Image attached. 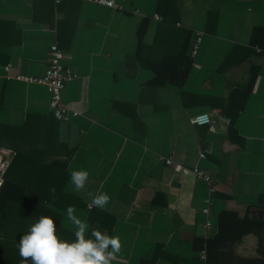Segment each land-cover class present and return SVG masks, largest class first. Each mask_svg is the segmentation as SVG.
Instances as JSON below:
<instances>
[{"label":"crops","instance_id":"obj_1","mask_svg":"<svg viewBox=\"0 0 264 264\" xmlns=\"http://www.w3.org/2000/svg\"><path fill=\"white\" fill-rule=\"evenodd\" d=\"M113 1L117 9L84 0H0V33L10 39L0 45V67H11L0 77V122L22 127L16 137L43 150L45 162L89 172L84 190L70 179L65 190L86 204L76 215L90 228L91 209L108 214L96 218L101 232L121 240L113 264H201L222 211L264 220V0H174L178 19L169 23L158 0ZM256 29L263 30L254 36ZM54 43L73 77L62 93L78 113L69 121L53 116L47 86L16 80L42 77ZM167 55L182 57V66L192 60L183 89L150 84ZM203 113L212 114V125L192 124ZM0 150L1 162L11 156L10 163L13 153ZM169 158L198 167L211 183L177 172L165 164ZM89 192L111 197L105 210L90 207ZM62 226L75 232L66 212ZM260 244L249 234L236 255L264 264Z\"/></svg>","mask_w":264,"mask_h":264},{"label":"trees","instance_id":"obj_2","mask_svg":"<svg viewBox=\"0 0 264 264\" xmlns=\"http://www.w3.org/2000/svg\"><path fill=\"white\" fill-rule=\"evenodd\" d=\"M173 1L158 0L157 3L158 13L168 23L172 20V16L174 22L178 19ZM148 23L149 20L144 19L138 31L140 47ZM262 30L256 29L254 36ZM9 41L7 33H0V45H7ZM256 41L254 38L253 45L261 46V43L256 44ZM186 60L185 66H182L184 62L182 57L164 56L160 61L159 70H156L158 75L150 84L154 87L173 85L183 89L192 67L191 58L187 57ZM20 130H23L22 127L14 128L0 122V147L13 151L0 187V264H21L17 244L20 237L27 233L29 227L40 216L52 217L60 238L71 242L75 236L62 226L63 213L70 205L76 208L86 207L80 197L65 190L70 179L67 163L58 160L45 162L43 150L25 145L27 141L25 136L16 137ZM51 188L56 190L55 199L50 194ZM99 212L103 215L107 214L98 209H91L89 217L91 227H98L99 220L96 216ZM263 232L264 220L242 217L235 209L222 211L219 215L218 232L208 239L206 264H253L252 260L237 256L235 246L245 236L256 234L261 239L259 253L264 254Z\"/></svg>","mask_w":264,"mask_h":264},{"label":"clouds","instance_id":"obj_3","mask_svg":"<svg viewBox=\"0 0 264 264\" xmlns=\"http://www.w3.org/2000/svg\"><path fill=\"white\" fill-rule=\"evenodd\" d=\"M70 183L77 192L84 190L89 181L86 170L70 171ZM50 194L55 199V188ZM92 196L90 207L105 210L111 200L106 192ZM76 207L70 205L66 215L75 227V239L71 242L61 239L54 219L40 216L23 234L17 244L21 264H113L121 252L122 244L118 236H110L107 230L101 232L76 215ZM90 233V234H89Z\"/></svg>","mask_w":264,"mask_h":264},{"label":"built area","instance_id":"obj_4","mask_svg":"<svg viewBox=\"0 0 264 264\" xmlns=\"http://www.w3.org/2000/svg\"><path fill=\"white\" fill-rule=\"evenodd\" d=\"M64 0H55L57 4L62 3ZM85 2H89L98 6H106L111 9H117L118 6L115 4L113 0H84ZM201 43V35H197V41L195 44V48L193 54H196ZM65 53L60 49L57 43H54L50 47V59L49 65L42 77H22L17 76L16 80L21 81L26 84H41L48 87V90L51 94L50 101V109L58 121H69L72 117L78 116V113L70 110L62 100V93L66 88L67 84L73 80L71 72L67 69L64 64ZM11 71V67L5 66L0 67V77L3 74L9 75ZM213 123V116L210 113H203L201 115L196 116L192 119V124L197 126H210ZM204 158V157H203ZM164 162L168 166L174 167L177 172H181L184 175H195L201 179H204L209 184L211 183L210 176L206 175L201 169L198 167L188 168L184 167L180 164L174 162L172 158L164 159ZM216 190L213 185H210V198L208 200V204L212 202V197L215 194ZM205 214H209V205L206 209H204ZM207 229H212V223L210 221L207 222ZM200 261L201 264L207 263V255L206 251L200 253Z\"/></svg>","mask_w":264,"mask_h":264},{"label":"rangeland","instance_id":"obj_5","mask_svg":"<svg viewBox=\"0 0 264 264\" xmlns=\"http://www.w3.org/2000/svg\"><path fill=\"white\" fill-rule=\"evenodd\" d=\"M1 152H2V153H5L4 150H0V156L5 157V155H1ZM11 152L13 153V151L9 149L8 154L11 153ZM10 158H11V156L5 158L6 163L9 162ZM4 165H5V163L0 161V171H2V170L4 169Z\"/></svg>","mask_w":264,"mask_h":264},{"label":"water","instance_id":"obj_6","mask_svg":"<svg viewBox=\"0 0 264 264\" xmlns=\"http://www.w3.org/2000/svg\"><path fill=\"white\" fill-rule=\"evenodd\" d=\"M0 161H1V157H0ZM9 166V162L5 163V167L2 171H0V184H2V181H3V175L7 169V167Z\"/></svg>","mask_w":264,"mask_h":264}]
</instances>
